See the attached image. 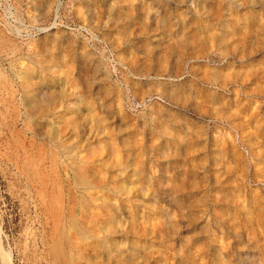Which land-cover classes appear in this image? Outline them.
<instances>
[{"label":"rangeland","instance_id":"374dc122","mask_svg":"<svg viewBox=\"0 0 264 264\" xmlns=\"http://www.w3.org/2000/svg\"><path fill=\"white\" fill-rule=\"evenodd\" d=\"M0 264H264V0H0Z\"/></svg>","mask_w":264,"mask_h":264},{"label":"bare ground","instance_id":"6f19581e","mask_svg":"<svg viewBox=\"0 0 264 264\" xmlns=\"http://www.w3.org/2000/svg\"><path fill=\"white\" fill-rule=\"evenodd\" d=\"M178 59L175 67L164 69L160 73L167 78L165 84L170 93L167 97L176 103L178 100L182 102L196 100L214 85V82L206 69L201 70L198 58Z\"/></svg>","mask_w":264,"mask_h":264}]
</instances>
